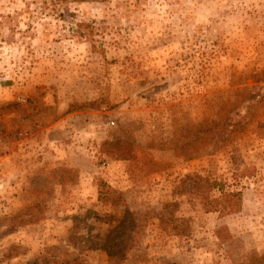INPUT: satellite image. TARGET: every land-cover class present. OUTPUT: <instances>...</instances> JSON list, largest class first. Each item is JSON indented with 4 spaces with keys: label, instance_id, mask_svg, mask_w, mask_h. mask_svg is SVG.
Segmentation results:
<instances>
[{
    "label": "rangeland",
    "instance_id": "374dc122",
    "mask_svg": "<svg viewBox=\"0 0 264 264\" xmlns=\"http://www.w3.org/2000/svg\"><path fill=\"white\" fill-rule=\"evenodd\" d=\"M0 264H264V0H0Z\"/></svg>",
    "mask_w": 264,
    "mask_h": 264
},
{
    "label": "trees",
    "instance_id": "16d2710c",
    "mask_svg": "<svg viewBox=\"0 0 264 264\" xmlns=\"http://www.w3.org/2000/svg\"><path fill=\"white\" fill-rule=\"evenodd\" d=\"M238 195H239L238 193L221 192V197L219 198V202H218V206H220V207H217V208H220L221 211L227 210V208H231V211H232L233 207L229 203H231L232 199H234V197H236ZM224 203L226 206L223 205Z\"/></svg>",
    "mask_w": 264,
    "mask_h": 264
}]
</instances>
